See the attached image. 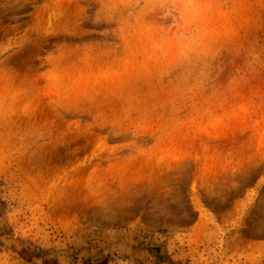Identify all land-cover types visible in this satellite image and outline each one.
I'll list each match as a JSON object with an SVG mask.
<instances>
[{
	"label": "rangeland",
	"instance_id": "1",
	"mask_svg": "<svg viewBox=\"0 0 264 264\" xmlns=\"http://www.w3.org/2000/svg\"><path fill=\"white\" fill-rule=\"evenodd\" d=\"M0 264H264V0H0Z\"/></svg>",
	"mask_w": 264,
	"mask_h": 264
}]
</instances>
